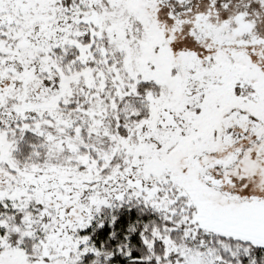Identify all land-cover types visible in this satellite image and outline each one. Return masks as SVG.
Masks as SVG:
<instances>
[{"label": "snow or ice", "instance_id": "snow-or-ice-1", "mask_svg": "<svg viewBox=\"0 0 264 264\" xmlns=\"http://www.w3.org/2000/svg\"><path fill=\"white\" fill-rule=\"evenodd\" d=\"M0 264H264V0H0Z\"/></svg>", "mask_w": 264, "mask_h": 264}]
</instances>
